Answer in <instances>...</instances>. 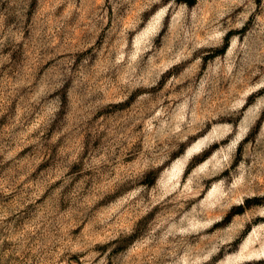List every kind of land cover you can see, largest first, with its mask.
Returning a JSON list of instances; mask_svg holds the SVG:
<instances>
[{
    "label": "rangeland",
    "instance_id": "374dc122",
    "mask_svg": "<svg viewBox=\"0 0 264 264\" xmlns=\"http://www.w3.org/2000/svg\"><path fill=\"white\" fill-rule=\"evenodd\" d=\"M0 264H264V0H0Z\"/></svg>",
    "mask_w": 264,
    "mask_h": 264
},
{
    "label": "bare ground",
    "instance_id": "6f19581e",
    "mask_svg": "<svg viewBox=\"0 0 264 264\" xmlns=\"http://www.w3.org/2000/svg\"><path fill=\"white\" fill-rule=\"evenodd\" d=\"M201 146V143H198L196 145H194L193 147L189 148L187 151V155H190L194 150H199Z\"/></svg>",
    "mask_w": 264,
    "mask_h": 264
},
{
    "label": "trees",
    "instance_id": "16d2710c",
    "mask_svg": "<svg viewBox=\"0 0 264 264\" xmlns=\"http://www.w3.org/2000/svg\"><path fill=\"white\" fill-rule=\"evenodd\" d=\"M190 3H192V2H190Z\"/></svg>",
    "mask_w": 264,
    "mask_h": 264
}]
</instances>
